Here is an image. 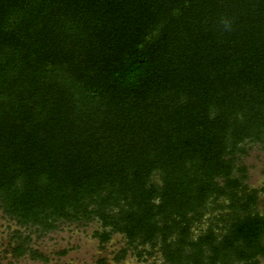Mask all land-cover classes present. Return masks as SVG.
I'll return each mask as SVG.
<instances>
[{
  "label": "trees",
  "instance_id": "obj_1",
  "mask_svg": "<svg viewBox=\"0 0 264 264\" xmlns=\"http://www.w3.org/2000/svg\"><path fill=\"white\" fill-rule=\"evenodd\" d=\"M256 144L264 0H0V210L29 230L13 257L97 221L117 260L260 264Z\"/></svg>",
  "mask_w": 264,
  "mask_h": 264
},
{
  "label": "rangeland",
  "instance_id": "obj_2",
  "mask_svg": "<svg viewBox=\"0 0 264 264\" xmlns=\"http://www.w3.org/2000/svg\"><path fill=\"white\" fill-rule=\"evenodd\" d=\"M242 162L247 167L246 182L250 188L259 191L258 207L260 212L264 213V148L258 144L253 145L246 156L242 157ZM57 226L56 229L40 235L36 231L30 232L32 247L49 256L50 261L47 264H100L98 262L102 259L106 264H114L111 260L113 253L124 245L121 234L116 233L103 248L99 247L98 238L94 235V231L99 229L97 221L82 224L60 222ZM13 229H20L23 235L29 232L9 220L0 210V264H45L33 261L28 256L12 258L7 253ZM142 248L139 246L136 250L129 249L125 260L120 264H162L158 250L153 252L151 248L144 247L151 252L152 256H150L146 251H139ZM61 251L65 253L62 254ZM137 251L142 253L141 256H138ZM260 262L264 264V258Z\"/></svg>",
  "mask_w": 264,
  "mask_h": 264
},
{
  "label": "flooded vegetation",
  "instance_id": "obj_3",
  "mask_svg": "<svg viewBox=\"0 0 264 264\" xmlns=\"http://www.w3.org/2000/svg\"><path fill=\"white\" fill-rule=\"evenodd\" d=\"M13 230H14V229H13ZM13 230H12V231H13ZM11 235H12V232H11V234H10V244H9V245H13V240H12ZM30 236H31V235H30ZM98 243H99V244H98L99 247H101V248H103L104 245H105V243H104L103 246H101V244H100V242H99V239H98ZM106 243H107V242H106ZM9 245H8L7 253H8L10 256H12V254H11V252H10V250H9ZM29 246H30L33 250L38 251V253H39L42 257H41V256H32V254L30 253V251H27L26 253H24V254L21 255L20 257H17L16 259L21 258V257H23V256H28V258H30V259L33 260V261H40V262L45 263V264H47V263L50 261L48 255H45L44 253L40 252V250H37L36 248H33V247H32V245H31V239H30V241H29ZM123 246H124V245L120 246V247L118 248V250H116V252L113 253V256H112L111 260H112V262H113L114 264H120L122 261L125 260V258H126V256H127L128 252H129V249L126 251L124 257L119 258L118 260L116 259L117 256L121 253V249L123 248ZM60 253L63 254V253H65V251H61ZM12 258H15V257L12 256ZM101 262H103V264H106V262H105L104 259L100 260V262H98V263L102 264Z\"/></svg>",
  "mask_w": 264,
  "mask_h": 264
}]
</instances>
